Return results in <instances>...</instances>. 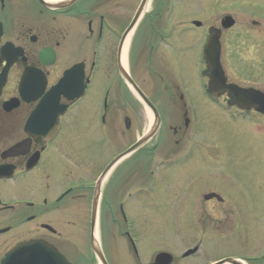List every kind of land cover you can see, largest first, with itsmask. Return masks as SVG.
Wrapping results in <instances>:
<instances>
[{
  "label": "flooded vegetation",
  "instance_id": "obj_1",
  "mask_svg": "<svg viewBox=\"0 0 264 264\" xmlns=\"http://www.w3.org/2000/svg\"><path fill=\"white\" fill-rule=\"evenodd\" d=\"M118 1L72 0L64 8L51 9L39 0H0V75L7 63H11L0 90V262L6 253L21 244L42 242L48 249L61 252L72 264H85L80 261L83 254L80 248L72 243L75 236H70V243L66 245L57 239L61 220V216L57 214H60L63 205H78L87 199L92 204L95 185L109 168L102 179L98 199L97 237L103 258H97L91 250L90 214V260L87 264H136L140 260L139 242L142 240H139L135 230L136 219L131 218L126 207L138 201L140 204L161 206L160 210L163 211L162 206H166L168 200L159 196V191L152 188L151 178L156 171L165 172L186 165L195 153H204L207 148L200 138L202 118L199 104L195 107V98L181 86H177L178 99L176 97L175 102L165 104L166 107L170 105L177 110L180 115L176 125H169L173 134L178 136L175 141L178 148L174 151L163 149L168 126L161 107L156 98L137 83L131 57L128 55V74L158 111L160 123L152 138L142 147L113 164L115 159L150 130L153 122L144 104L120 73L123 61L120 41L123 30L119 17L107 7L114 3L113 7L118 8ZM158 2L162 4L161 11L155 9ZM174 4V0H151L149 6L150 11L154 10L153 14L149 17L148 6L138 26L147 18L148 25L151 22V25L160 30L167 29V25H172L169 19L175 13L172 12ZM232 4L226 5L225 9L224 17H231L235 21L228 29L236 24L232 14H243L246 9V5ZM257 4V9L249 7L247 13L258 16L257 20L250 17V22L264 31V0ZM211 7L213 11L215 5ZM136 10L133 11L132 19ZM196 20L198 19H186L176 25L181 32H192L196 30L193 25ZM24 24L28 26L26 30L23 28ZM156 35V46H171L170 34ZM8 43L13 46H8ZM44 48L54 51L52 58H45L46 61H52L50 64L40 58V51ZM149 55L152 56L151 53ZM199 64L198 53V67ZM221 64L227 77L222 59ZM202 74L205 77V84L200 86L203 97L219 113L225 115L227 120L238 125L237 134L240 137L244 140L249 138L258 146V160H261L262 165L260 171L245 165H234L227 172L222 190L215 189L214 186L205 190V186L198 183V177L190 179L191 182L183 188L181 184L179 189H184L186 197L183 198L181 193V197L175 200L179 207L175 221L179 227L178 233L186 235L183 236V242H188L191 246L177 257L171 254V264H197L195 260L206 242L207 234L208 250L215 249L216 231L223 232L226 235L223 238L225 242L244 254L234 253L235 255H227L218 260L213 259L208 264L226 258H237L242 264H264V242L259 239L264 230V186H255L254 182L249 183L247 180L248 174L251 177L259 174V181L256 183L264 182V113L256 108L239 109L229 97L228 91L215 94L210 84V70L204 69ZM227 83L234 82L227 77ZM253 88L264 93V89ZM138 109L148 113L149 117L145 127L136 135ZM88 119L96 120L100 141L112 155L100 163L93 179H86L84 172L65 181L56 192L59 174L64 169V163L60 159H64L65 166L68 150L72 148L68 143L57 156V144L63 142L67 135L70 136L72 131H75L76 138L81 135ZM210 124L213 127L211 121ZM227 148L226 146L224 150L225 163L231 158L239 160ZM206 164L208 169L214 167V155H208ZM197 174H192V178ZM50 176L53 183L39 194L38 184L47 181ZM23 191L26 194H22ZM150 192L151 197L143 198V194ZM138 196L142 199H138ZM186 201L193 205L217 204L216 211L218 209L220 213H183ZM104 205L111 206V213L108 215L111 221H122L123 224L118 226L123 228L117 231L122 238L121 244L114 245L111 251L107 246V233L111 227L104 218ZM86 221V217L80 216L79 222H83L84 226ZM260 248L261 251L256 255L247 254ZM190 250L194 252L188 254ZM123 251L128 253L129 261L126 259L125 262V257L121 254ZM35 256L40 257L39 254L30 255ZM155 257L145 264H153Z\"/></svg>",
  "mask_w": 264,
  "mask_h": 264
},
{
  "label": "rangeland",
  "instance_id": "obj_2",
  "mask_svg": "<svg viewBox=\"0 0 264 264\" xmlns=\"http://www.w3.org/2000/svg\"><path fill=\"white\" fill-rule=\"evenodd\" d=\"M175 4L172 7L173 15L169 22L172 25H167V29H158L156 26L151 25L148 20L142 22L131 33L128 40V48L125 53L126 56L131 57V65L133 67V74L139 86L145 90L149 95H153L157 100L158 106L161 107L165 123L168 126L166 142L163 149L176 150L178 147L175 141L178 136L173 134L169 125H176L180 115L177 110L172 109L166 104L175 102L177 86H181L186 92H189L195 99V107L199 104L198 108L201 113L202 132L201 139L206 143L207 148L204 153H195L189 163L182 167H174L169 170L156 171L154 177L151 178L152 188L157 189L159 196L167 198L166 206H162L164 210H160L161 206L153 204H140L135 201L133 205H128L127 211L131 218L136 219L135 230L138 235L140 260L136 264H145L154 259L155 255L160 252L166 251L177 257L183 251L191 246L188 242H183L184 233H178L179 227L176 224V215L178 213V206L176 199L186 197L184 194L185 184L190 183V179L194 180L198 177V183L205 186V190L210 186L215 189H223L222 183L225 181L227 172L235 165H245L252 167L257 171L261 170L262 162L260 159L257 145L252 143L249 138L245 140L240 137L237 132L238 125L233 124L225 115L219 113L218 109L213 108L201 92L200 79L198 77V53L201 48V41L205 37L204 31L208 28H220V20L226 15L225 9L233 3L232 6L239 4L244 6L245 13L232 14L236 19V24L231 29H224L221 33L222 42V63L226 70L227 77L230 81L243 86V87H258L264 89V31L262 28L255 27L250 22L252 19H258V16L249 15L248 9H257L258 2L261 0H174ZM258 1V2H257ZM140 0H119L118 8H114V3L107 5L111 13L119 17L122 30L125 31L133 16L134 9L136 10ZM243 2V3H242ZM161 3L155 5V9L161 11ZM215 8L212 11L211 6ZM227 5V6H226ZM149 17L152 16L153 11H150ZM157 13V12H154ZM180 13V14H179ZM161 15V13H159ZM198 19L204 23V27L192 32H186L179 29L176 25L179 21L186 19ZM14 20V18H13ZM150 21V19H149ZM64 27V26H62ZM23 28L26 30L27 25L24 24ZM64 31H67L65 29ZM170 34L171 39L169 45L156 46V34ZM63 49V47H61ZM151 53L152 56L149 55ZM166 103V104H165ZM212 108V111H211ZM149 114L143 110L138 109L136 112L135 133L136 135L141 132L143 126L145 127L148 121ZM182 118V117H181ZM213 124L212 125L210 124ZM242 129V126H241ZM75 131L71 135H67L63 142L57 144V156L63 147L68 143L71 144L68 150L67 164L64 166L65 161L62 162L64 167L61 174H59L56 192L59 186L69 179H74L82 173L86 172V179H93L98 172L99 165L105 162L112 154L108 147L102 142L100 132L96 120L88 119L82 134L77 138ZM62 141V140H61ZM228 143V144H227ZM230 149L234 156L239 160L231 158L228 163H225L224 150ZM70 154V155H69ZM208 155H214L215 165L212 169H208L206 160ZM59 158V157H57ZM204 166V167H203ZM198 173V174H197ZM138 174V173H137ZM192 174H197L192 178ZM187 175V176H186ZM189 175V177H188ZM188 177V178H187ZM264 178V174H263ZM248 182H254L255 186L263 184L256 183L259 181V174L253 177L248 174ZM53 178L50 176L47 181L38 184L39 194L41 190L47 189L51 186ZM201 189V188H200ZM26 194L25 191L21 192ZM150 193L143 194L144 197H151ZM191 197V196H190ZM142 199L141 197H137ZM82 203V204H81ZM216 206L211 204H198L186 203L183 206V213H198L199 215H206L208 212H215ZM215 208V210H214ZM111 206L104 205L103 213L107 224L111 227L108 234L107 246L113 250V246L117 243L121 244V237L118 236L117 231L120 229L118 226L122 221L113 222L108 216ZM220 211L214 213L218 215ZM91 214V201L80 202L78 205H63L60 209L61 220L59 222V231L57 239L64 245L70 243L68 238L73 237L72 243L75 247H79L81 253L80 261L87 264L90 260L89 256V220ZM160 214L166 216L160 217ZM80 216L86 217V225L80 223ZM114 223V224H112ZM120 226V227H121ZM123 227H121L122 229ZM120 229V230H121ZM199 234V233H197ZM216 246L215 249H209V236L206 235V242L199 251L198 257L195 261L197 264H208L209 261L218 260L227 255H243L239 249L232 248L225 242L223 232L216 231ZM259 239L264 242V230L259 236ZM260 249L247 252L249 256L258 254ZM208 250V251H207ZM75 251V248H74ZM76 253V251H75ZM235 253V254H234ZM113 254V253H112ZM121 254L129 261L130 257L126 251ZM246 254V253H245ZM83 255L85 257L83 258ZM115 256V254H113ZM179 258V257H178ZM190 262V261H187ZM176 264V263H175Z\"/></svg>",
  "mask_w": 264,
  "mask_h": 264
},
{
  "label": "water",
  "instance_id": "obj_3",
  "mask_svg": "<svg viewBox=\"0 0 264 264\" xmlns=\"http://www.w3.org/2000/svg\"><path fill=\"white\" fill-rule=\"evenodd\" d=\"M42 1L45 6L49 8H63L67 6L72 0H59L55 2H45ZM150 0H142L139 8L137 9L135 16L133 17L132 21L130 22L128 28L125 30L123 37L121 39L120 43V55L123 53V48L125 46V43L130 35V33L136 28L141 16L143 15L144 9L149 4ZM230 19H227L226 21H223L224 27H227L229 25ZM199 25V23H197ZM1 28V26H0ZM220 30L219 29H212L210 30V35L207 38V41L204 45L203 50V56L206 60L207 65L210 68V74L211 78L213 80V89L215 92L227 90L232 97V99L238 104L242 106H248V107H258L261 111H264V95L254 89H244L239 87L235 84H227L226 77L224 74V71L222 69V66L220 64ZM45 51L42 52V54ZM47 52V51H46ZM120 64V73L123 76V78L128 83L131 90L135 93L137 98L145 105V107L152 112L153 116V123L151 125L150 130L133 145L131 148H129L124 154L120 155L113 164L117 163L120 159L123 157L131 154L134 151H137L140 147H142L148 140L152 138V135L154 131L157 129L160 123V117L158 114V111L156 108L152 105V103L146 98V96L143 94V92L140 90V88L137 86V84L133 81V79L129 76L126 67L122 64ZM6 76V71H4V74H2L3 80ZM112 164V165H113ZM111 165V166H112ZM109 171V168L105 171L104 175L101 177V179L98 181L96 187H95V193H94V199L92 203V209H91V250L93 254L97 258H103L102 251L98 242L97 238V216H98V199H99V189L102 182V179L105 177L107 172ZM44 244H22L14 248L13 250L9 251L2 259L0 264H28L31 263V261L25 257H22V253L32 252V253H40V255H49V263L48 264H70L66 258L61 255L57 250H50L49 254L48 250H45ZM34 251V252H33ZM48 260V259H47ZM46 260V261H47ZM45 261V262H46ZM173 261V257L171 254L166 252H161L157 254L155 257V261L153 264H171ZM214 264H242L241 261L237 258H227L220 260Z\"/></svg>",
  "mask_w": 264,
  "mask_h": 264
},
{
  "label": "bare ground",
  "instance_id": "obj_4",
  "mask_svg": "<svg viewBox=\"0 0 264 264\" xmlns=\"http://www.w3.org/2000/svg\"><path fill=\"white\" fill-rule=\"evenodd\" d=\"M127 48H128V41H127V43L125 44V48H124V52H125V53L127 52Z\"/></svg>",
  "mask_w": 264,
  "mask_h": 264
}]
</instances>
